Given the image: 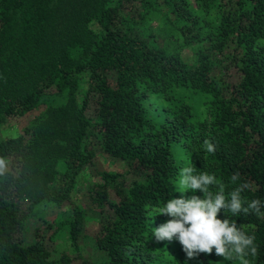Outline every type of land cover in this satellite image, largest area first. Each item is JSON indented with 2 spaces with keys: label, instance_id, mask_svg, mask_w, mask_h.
Here are the masks:
<instances>
[{
  "label": "trees",
  "instance_id": "obj_1",
  "mask_svg": "<svg viewBox=\"0 0 264 264\" xmlns=\"http://www.w3.org/2000/svg\"><path fill=\"white\" fill-rule=\"evenodd\" d=\"M31 111L0 139V264H189L178 241L152 231L170 219L153 209L181 194L173 142L227 198L250 183L242 200L264 203V0H0V124ZM94 145L123 170L96 172L88 202L100 217L88 233L71 191ZM46 202L67 203V215H33ZM217 218L255 235L247 258L264 264V216ZM59 228L72 253L55 249ZM86 238L98 260L80 253Z\"/></svg>",
  "mask_w": 264,
  "mask_h": 264
},
{
  "label": "clouds",
  "instance_id": "obj_2",
  "mask_svg": "<svg viewBox=\"0 0 264 264\" xmlns=\"http://www.w3.org/2000/svg\"><path fill=\"white\" fill-rule=\"evenodd\" d=\"M204 146L207 153H215V145L208 140L204 141ZM4 167L5 161L0 159V172ZM195 173L194 165L184 167L175 187L181 194L190 190L193 195L171 198L163 207L153 209L154 217L163 215L170 218L152 229L155 241L172 242L175 239L188 259L198 257L200 254L211 255L214 249L216 256L222 257L230 264H251L247 257H256L259 251L254 243L255 235H248L243 230V225L238 226L228 218L217 217L221 210L233 216L249 213L264 216V212L261 211L264 203L259 199L250 202L242 200L241 192L250 189V183L237 186L229 194V199L225 196L224 185L217 181L214 174ZM239 178V173H236L231 180L235 183ZM213 186L217 189L215 193L210 190ZM197 192L203 196L196 195Z\"/></svg>",
  "mask_w": 264,
  "mask_h": 264
},
{
  "label": "rangeland",
  "instance_id": "obj_3",
  "mask_svg": "<svg viewBox=\"0 0 264 264\" xmlns=\"http://www.w3.org/2000/svg\"><path fill=\"white\" fill-rule=\"evenodd\" d=\"M154 24V23H153ZM182 57L185 61L191 62L192 56L190 53L186 50L182 51ZM227 74H225L226 77L233 79L234 72L231 69H227ZM150 100L153 99H147V102H149V105L151 108L156 103V100H153V103L150 102ZM194 107L196 108L198 114L200 117L204 116L202 106L199 103L193 102ZM38 111H31L26 114H24L21 117L12 118L10 120H7L6 122H3L0 124V139L3 137H9L16 135L21 127L24 125V123L32 118L34 115H36ZM172 154L175 160V163L181 167V170L184 167H187V159L184 152V149L180 145V142H173L172 146ZM94 151H95V159H94V165L88 168H85L80 174L79 177L76 180L75 186L71 191V198L72 200L79 202L81 204L85 205L86 212L84 216V224L85 228L87 229L88 233H92L96 228L99 221V212L95 207H93L88 201V192L93 182L97 181L98 176L97 173L100 170H108V171H122V167L117 163L116 161H112V159L100 151V149L94 145ZM64 169V166L62 164L58 165V170L62 171ZM179 179H177L178 181ZM176 181V182H177ZM175 182V187H176ZM187 196L188 193L180 194L181 196ZM69 206L67 203H64L62 206H55L52 203L46 202L43 204H38L35 206L33 210V215H38L42 217L46 221L56 222L59 220H62L68 213ZM39 226L40 222L37 223ZM44 223L40 224L42 226ZM43 229H41L42 231ZM55 249L57 251H67L69 253L73 252V248L71 244L69 243L67 234L64 230V228H59L55 235ZM181 246V245H180ZM182 250V248L180 247ZM79 251L80 253L92 260H98L100 258V253L92 246V242L89 238L83 239L79 244ZM182 254L184 256V261L188 262L189 264H230V262L225 261L222 257H217L216 260L211 261L204 257L203 254H200L198 257H195L193 259H188L186 257V254L182 251Z\"/></svg>",
  "mask_w": 264,
  "mask_h": 264
}]
</instances>
